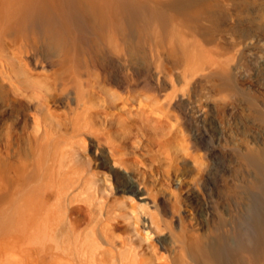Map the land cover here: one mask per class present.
<instances>
[{
	"label": "bare ground",
	"instance_id": "bare-ground-1",
	"mask_svg": "<svg viewBox=\"0 0 264 264\" xmlns=\"http://www.w3.org/2000/svg\"><path fill=\"white\" fill-rule=\"evenodd\" d=\"M207 11L173 9L167 0H0V77L39 110L32 114L31 158L18 156V164L0 171V233L9 261L264 264V147L240 148L247 175L239 211L221 216L205 237L164 227L149 209L146 180L128 170L133 127L163 126L178 82L192 73L193 53L172 27ZM31 61L49 66L39 80ZM204 62L201 71L211 73L212 61ZM99 98L122 112L99 109ZM47 99L64 102L63 112H44ZM100 165L116 169L117 184L106 182ZM118 190L129 191L131 202L115 196Z\"/></svg>",
	"mask_w": 264,
	"mask_h": 264
},
{
	"label": "rangeland",
	"instance_id": "rangeland-1",
	"mask_svg": "<svg viewBox=\"0 0 264 264\" xmlns=\"http://www.w3.org/2000/svg\"><path fill=\"white\" fill-rule=\"evenodd\" d=\"M167 3L177 10L206 8L208 11L193 17L189 24L172 27L183 35L186 48L193 53L190 60L193 68L189 69L192 73L177 84V95L169 106L171 118L167 116L170 121L166 118L165 124H158L157 128L147 125L146 130L133 127L132 145L125 147L131 158L128 170L137 180L143 177L146 180L149 209L158 213L164 227L176 232L193 231L205 237L209 228L217 226L221 216L239 211L236 203L247 175L240 148L264 147L261 116L264 112V0H167ZM199 52H202L200 57ZM204 59L212 61L214 72L203 74ZM29 68L34 80L41 79L40 74L49 70L44 61H31ZM222 68L226 71H221ZM127 102L136 104L129 97ZM46 103L44 112L47 107L63 112L64 102L47 99ZM33 104L29 98L17 96L8 81L0 77L2 173L7 163L13 167L18 164V156L31 158L32 114L39 113ZM97 106L101 110L122 112L119 105L108 106L101 98ZM102 126L117 128V125ZM7 136L10 154L6 157ZM83 156L92 158L88 150ZM96 168L104 172L108 184L118 183L116 169L102 165ZM14 172L13 168L9 169L11 176ZM114 195L126 199L127 204L131 202L129 191L118 190ZM2 199L3 190H0V204ZM259 207L257 210L262 211L263 206ZM152 237L154 242L157 238ZM3 241L0 233V264H13L18 257L14 255L9 261ZM229 248L225 249L229 252L224 256L231 258ZM29 261L39 264L34 256Z\"/></svg>",
	"mask_w": 264,
	"mask_h": 264
}]
</instances>
